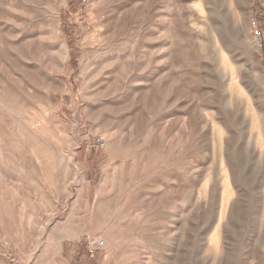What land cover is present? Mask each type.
I'll use <instances>...</instances> for the list:
<instances>
[{"label":"rangeland","instance_id":"rangeland-1","mask_svg":"<svg viewBox=\"0 0 264 264\" xmlns=\"http://www.w3.org/2000/svg\"><path fill=\"white\" fill-rule=\"evenodd\" d=\"M0 264H264V0H0Z\"/></svg>","mask_w":264,"mask_h":264},{"label":"built area","instance_id":"built-area-1","mask_svg":"<svg viewBox=\"0 0 264 264\" xmlns=\"http://www.w3.org/2000/svg\"><path fill=\"white\" fill-rule=\"evenodd\" d=\"M81 4L87 6V5H91L93 3L94 0H78ZM257 35L259 36V32H257ZM104 146V141L102 138H96V140L93 143V148L95 149H101ZM104 245V241L103 240H94V241H90L87 245V250L90 253H93L97 250H99L100 248H102Z\"/></svg>","mask_w":264,"mask_h":264},{"label":"bare ground","instance_id":"bare-ground-1","mask_svg":"<svg viewBox=\"0 0 264 264\" xmlns=\"http://www.w3.org/2000/svg\"><path fill=\"white\" fill-rule=\"evenodd\" d=\"M261 140V139H260Z\"/></svg>","mask_w":264,"mask_h":264}]
</instances>
